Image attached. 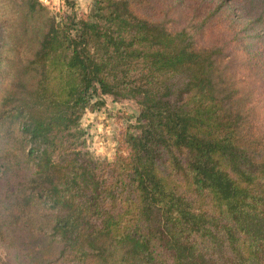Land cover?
<instances>
[{"label":"trees","instance_id":"trees-1","mask_svg":"<svg viewBox=\"0 0 264 264\" xmlns=\"http://www.w3.org/2000/svg\"><path fill=\"white\" fill-rule=\"evenodd\" d=\"M168 4L93 0L75 17L0 0V244L17 264H264L249 100L264 89V0H190L176 17ZM100 94L138 108L110 158L78 125Z\"/></svg>","mask_w":264,"mask_h":264},{"label":"rangeland","instance_id":"rangeland-1","mask_svg":"<svg viewBox=\"0 0 264 264\" xmlns=\"http://www.w3.org/2000/svg\"><path fill=\"white\" fill-rule=\"evenodd\" d=\"M43 3L47 4L50 11L54 14H62L72 12L75 17L90 12L93 7V0H46ZM190 0H169L168 7L170 8L171 16L176 17L179 10L185 11ZM165 3V1H164ZM168 3V1H166ZM165 3V4H166ZM166 8V7H165ZM175 18V19H179ZM182 20V17L179 19ZM184 20V17H183ZM183 21L174 20L170 22V26H175L176 23ZM9 29L17 26H8ZM26 40L20 43L18 40H14V45L21 48L26 44ZM20 44H22L20 46ZM239 58L233 52L226 55L225 58H231V55ZM8 56L15 58L16 48L9 50ZM232 56V57H233ZM230 70L233 71L236 77L243 79L240 82V88L243 92H247L245 88H253L257 85L256 76L248 74L244 67L239 65L238 61L231 65ZM246 76L247 78H244ZM1 78V76H0ZM7 78H3L0 81V94L5 87ZM261 92V96L252 99L256 96V91L252 94L249 93V100L252 104L250 110L255 121V125L259 134L264 132V112L262 104L264 103V89L258 87ZM256 90V89H255ZM102 104L93 105L90 108H86L79 118V127L83 130L84 144L83 148L87 149L90 153L98 157L110 158L115 150L117 144V137L119 132L125 128L135 131L133 124H135V116L137 114V104L131 98H116L113 99L110 94H100ZM0 264H17L13 253L10 249L0 244Z\"/></svg>","mask_w":264,"mask_h":264},{"label":"built area","instance_id":"built-area-1","mask_svg":"<svg viewBox=\"0 0 264 264\" xmlns=\"http://www.w3.org/2000/svg\"><path fill=\"white\" fill-rule=\"evenodd\" d=\"M43 1H46V0H43Z\"/></svg>","mask_w":264,"mask_h":264}]
</instances>
